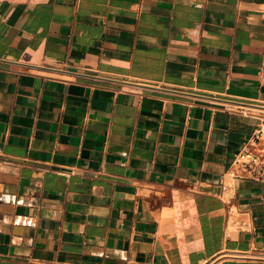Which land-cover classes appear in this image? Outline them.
Returning a JSON list of instances; mask_svg holds the SVG:
<instances>
[{
  "label": "crops",
  "instance_id": "obj_1",
  "mask_svg": "<svg viewBox=\"0 0 264 264\" xmlns=\"http://www.w3.org/2000/svg\"><path fill=\"white\" fill-rule=\"evenodd\" d=\"M264 0H0V264H264Z\"/></svg>",
  "mask_w": 264,
  "mask_h": 264
},
{
  "label": "built area",
  "instance_id": "obj_2",
  "mask_svg": "<svg viewBox=\"0 0 264 264\" xmlns=\"http://www.w3.org/2000/svg\"><path fill=\"white\" fill-rule=\"evenodd\" d=\"M264 122V120H263ZM235 175L264 182V126L261 125L243 145L234 160Z\"/></svg>",
  "mask_w": 264,
  "mask_h": 264
}]
</instances>
